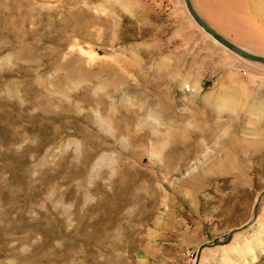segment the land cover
I'll use <instances>...</instances> for the list:
<instances>
[{"label":"rangeland","instance_id":"obj_1","mask_svg":"<svg viewBox=\"0 0 264 264\" xmlns=\"http://www.w3.org/2000/svg\"><path fill=\"white\" fill-rule=\"evenodd\" d=\"M264 55V0H192ZM0 264H264V63L185 0H0Z\"/></svg>","mask_w":264,"mask_h":264},{"label":"water","instance_id":"obj_2","mask_svg":"<svg viewBox=\"0 0 264 264\" xmlns=\"http://www.w3.org/2000/svg\"><path fill=\"white\" fill-rule=\"evenodd\" d=\"M186 6L194 18V20L198 23V25L203 28L209 35L219 41L221 44L229 48L230 50L234 51L235 53L246 57L248 59L259 61L264 63V55L256 54L250 52L241 46L234 43L232 40L224 36L222 33L218 32L215 28H213L202 16L197 12L195 9L192 0H185Z\"/></svg>","mask_w":264,"mask_h":264},{"label":"crops","instance_id":"obj_3","mask_svg":"<svg viewBox=\"0 0 264 264\" xmlns=\"http://www.w3.org/2000/svg\"><path fill=\"white\" fill-rule=\"evenodd\" d=\"M193 3V2H192ZM247 3H248V8H249V10H251L252 9V0H247ZM193 5H194V3H193ZM195 7V6H194ZM195 9H196V7H195ZM197 12H198V10H197ZM199 13V12H198ZM200 14V13H199ZM201 15V14H200ZM202 16V18L203 19H205L206 21H207V19H206V17H204L203 15H201ZM208 22V21H207ZM209 23V22H208ZM210 24V23H209ZM213 28H214V26L212 25V24H210Z\"/></svg>","mask_w":264,"mask_h":264}]
</instances>
